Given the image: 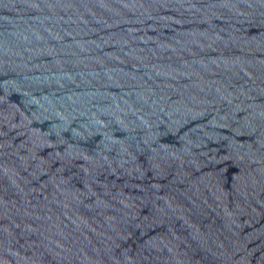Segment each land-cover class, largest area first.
Segmentation results:
<instances>
[{"label": "water", "instance_id": "1", "mask_svg": "<svg viewBox=\"0 0 264 264\" xmlns=\"http://www.w3.org/2000/svg\"><path fill=\"white\" fill-rule=\"evenodd\" d=\"M0 264H264V0H0Z\"/></svg>", "mask_w": 264, "mask_h": 264}]
</instances>
